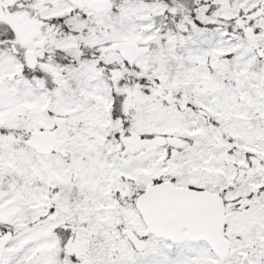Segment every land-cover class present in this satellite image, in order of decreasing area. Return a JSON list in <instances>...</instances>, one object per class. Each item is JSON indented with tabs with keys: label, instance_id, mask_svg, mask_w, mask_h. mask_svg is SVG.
<instances>
[{
	"label": "snow or ice",
	"instance_id": "6c2138e0",
	"mask_svg": "<svg viewBox=\"0 0 264 264\" xmlns=\"http://www.w3.org/2000/svg\"><path fill=\"white\" fill-rule=\"evenodd\" d=\"M0 264H264V0H0Z\"/></svg>",
	"mask_w": 264,
	"mask_h": 264
}]
</instances>
